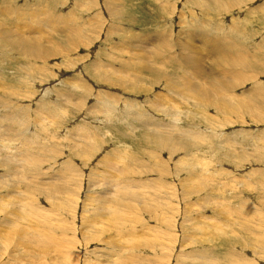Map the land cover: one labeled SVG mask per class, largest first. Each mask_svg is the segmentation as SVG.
<instances>
[{"label":"rangeland","instance_id":"1","mask_svg":"<svg viewBox=\"0 0 264 264\" xmlns=\"http://www.w3.org/2000/svg\"><path fill=\"white\" fill-rule=\"evenodd\" d=\"M218 2L0 0L1 34L50 50L0 43V264H264V100L244 96L264 95V0ZM206 40L249 68H216ZM193 48L228 86L243 77L228 101L166 89L199 79Z\"/></svg>","mask_w":264,"mask_h":264},{"label":"bare ground","instance_id":"2","mask_svg":"<svg viewBox=\"0 0 264 264\" xmlns=\"http://www.w3.org/2000/svg\"><path fill=\"white\" fill-rule=\"evenodd\" d=\"M197 1V0H196ZM205 2L207 3V6H204L206 8V15L209 16L210 12H215L216 14L218 13H221L222 9H224L223 5H220L218 0H205ZM208 2H211L212 4L208 3ZM208 4H210L211 6L213 5L214 8H211ZM263 9V8H262ZM23 14V13H22ZM34 14H37V15H43V13H41L40 11H38L37 13H32V15ZM205 15V17L207 18V16ZM17 18L19 20H23V18H21L20 16V13H17ZM0 17H3V18H8L9 17V14L8 12H0ZM30 17V16H29ZM41 17V16H40ZM57 21L62 23L64 25V34H71V33H74L76 31H79L77 28H74V23L76 22V17L74 16H68V17H61V16H57ZM49 19L52 20V22H56L57 21L55 19H53V17H50L49 16ZM208 19V18H207ZM17 20V19H16ZM8 21V20H7ZM3 22V21H2ZM5 23V22H4ZM0 25H1V22H0ZM72 25V26H70ZM21 26V25H20ZM52 26V25H51ZM9 29V28H8ZM26 29V28H25ZM6 30V29H5ZM19 30V29H18ZM60 30V29H59ZM236 30V29H235ZM3 31V30H2ZM2 31L0 30V43L3 42V44L5 45L4 48H8V49H14V50H17L19 52H23V53H26L28 55H35L34 57L35 58H38V57H41V58H45V55H46V51L49 53L50 50H46L44 48H41V43H42V40L40 38H35L33 39V41L30 40V37H27L26 34L23 32V30H19V31H15L14 28H13V32L15 31L16 32V36H14V34H12L13 32H8L6 31L5 34H1ZM56 31V30H55ZM18 36V38H17ZM21 36V37H20ZM81 40V39H80ZM135 40V39H134ZM69 42H71L72 44L74 42H78V41H72V40H68ZM135 42V41H134ZM186 42V41H185ZM201 45L205 48L206 51H210V53L208 55L214 57V59L217 61L218 64L214 65L216 68H221L222 67H225V66H229L231 65L232 68H235V67H241L242 69L245 68V64H246V68H249V63H243V59L240 57V55L238 56V58L235 59V56L232 58L229 56V55H226L224 52H221L219 50L218 47H216L212 42L206 40L205 42H200ZM134 44V43H133ZM157 43H149V45L151 46H155ZM45 45V44H44ZM195 45V44H194ZM1 46V44H0ZM167 47H165V49L167 50L169 48V46L166 44ZM147 48V47H146ZM151 49V48H150ZM138 50V48H137ZM163 50V49H162ZM144 51H145V48H144ZM161 51V50H160ZM158 52V51H157ZM163 52V51H162ZM191 53L192 54H189V56L187 57H184L183 58V61L184 63L189 66L192 71L196 74V77L199 78V79H202L203 77H211L213 79V81L211 82V86L210 88H206V87H201L200 86V81L199 79H193L192 78H188L186 77V73L182 74V75H176L174 77H170L169 75H165V82H166V89L168 90V92L170 93V91H175L176 93H181V94H176L175 95H181V96H185V93H186V87H188L189 91H191L192 95L197 98V99H200L201 100V105H204V106H208V100H212L211 98L208 97V94L209 95H212V94H215L214 98L212 96L213 99H216V100H223V101H228V96H226V94L224 93L225 91H227V89L229 88L230 89H234L235 87H238V85H243V77L240 75L239 77V81L238 83L235 82V83H232L230 86H228V83L232 82L230 80V78L232 76H229L226 78V75L224 74H221L219 72V69H214L215 72H206V70L203 68L202 64H201V59L196 57V54H199V52L196 50V48L193 50H191ZM145 54H148L149 56H146L145 58H149V57H154L156 58V56H160L162 54H158V53H153L148 51L147 53ZM141 55V58H137L139 56L134 55L135 57L133 59L135 60H143L144 58V54L143 53H140ZM165 56V55H164ZM183 56V55H182ZM144 58V59H145ZM153 58V59H154ZM164 58V57H163ZM162 59V58H161ZM160 59V60H161ZM159 60V59H158ZM163 60V59H162ZM157 61V60H156ZM246 61L248 62L249 59L246 58ZM121 64L123 65V68L127 69L128 67V64L127 62L125 61H120ZM130 62V61H129ZM149 62V61H148ZM170 62V61H169ZM154 63V62H153ZM133 64V68L135 66H137L136 68L134 69H137V71H140L142 70V72L144 71H148V72H157L155 70H151V69H148V68H142L141 66L143 64H135V63H132ZM131 64V65H132ZM194 65V66H192ZM96 66V65H95ZM235 66V67H234ZM122 68V69H123ZM203 68V69H202ZM184 69V68H183ZM124 70V69H123ZM213 70V71H214ZM125 71V70H124ZM185 71V70H184ZM212 71V70H211ZM225 72L227 73L226 69H225ZM231 72V71H230ZM147 73V72H146ZM139 74V73H138ZM145 74V73H144ZM188 74V73H187ZM149 75V74H148ZM195 76V75H194ZM186 77V78H185ZM222 78V80H221ZM226 78V79H225ZM233 78V77H232ZM127 79V78H126ZM141 79V77H140ZM143 79V78H142ZM178 79V80H177ZM235 79V78H234ZM240 79H241V82H240ZM133 81V80H132ZM182 81V82H181ZM104 82H107V81H104ZM120 83H123V82H120ZM125 83V82H124ZM127 83V82H126ZM136 83V82H135ZM184 84V85H188V86H184V85H180V84ZM210 83V82H209ZM227 83V85H225ZM74 85V84H72ZM132 85V84H131ZM134 85V84H133ZM140 85V84H138ZM184 86V87H183ZM227 86V87H226ZM76 87V86H75ZM164 87V88H165ZM127 86L124 88L126 89ZM140 88V87H138ZM137 86L135 89H137ZM141 89H142V86H141ZM144 89V87H143ZM128 90V89H127ZM130 90H134V89H130ZM136 90V91H137ZM140 90V89H139ZM258 91V90H257ZM256 90H252V91H247L245 92L244 96H246V101L248 102L249 101V97H253L255 98V100H261L263 101L264 98V95H261V93L257 92ZM146 92H147V89H146ZM174 94V93H173ZM188 96H190L191 94L187 93ZM261 97V98H259ZM243 101V100H242ZM221 102V101H220ZM213 106V105H212ZM179 107V106H178ZM221 107V106H220ZM129 108H138V105H136V103H131L129 104ZM178 109V108H177ZM53 112L56 114V113H59V110L58 108L54 109ZM61 112V111H60ZM176 114V113H175ZM189 114V113H188ZM187 114V115H188ZM204 114V113H203ZM205 115V114H204ZM216 121V120H215ZM153 124V123H152ZM138 125L141 127L144 126V122H141L139 123L138 122ZM137 125V126H138ZM158 125H162L161 123H158ZM157 124H154L155 127H159ZM139 126L137 128H139ZM174 126V125H173ZM173 128V127H171ZM156 130V129H155ZM156 134H159L160 136H163L162 139H165L166 141H168V138L167 136H164V135H161L160 133H156ZM178 140V139H177ZM179 141V140H178ZM177 142V141H176ZM185 147L186 149L188 150L189 149V144H185ZM185 149V148H184ZM204 264V263H203Z\"/></svg>","mask_w":264,"mask_h":264}]
</instances>
